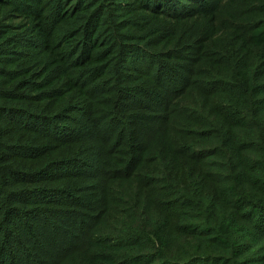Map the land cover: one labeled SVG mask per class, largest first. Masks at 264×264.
Masks as SVG:
<instances>
[{"label":"trees","instance_id":"1","mask_svg":"<svg viewBox=\"0 0 264 264\" xmlns=\"http://www.w3.org/2000/svg\"><path fill=\"white\" fill-rule=\"evenodd\" d=\"M243 1L196 72L164 24L222 0H0V264H264V0ZM95 105L109 172L65 151Z\"/></svg>","mask_w":264,"mask_h":264},{"label":"rangeland","instance_id":"2","mask_svg":"<svg viewBox=\"0 0 264 264\" xmlns=\"http://www.w3.org/2000/svg\"><path fill=\"white\" fill-rule=\"evenodd\" d=\"M220 10L215 17L194 19L185 22H176L172 24H164V32L171 35L172 42H188L190 45L195 44V49L190 50V62H184L182 68H189L190 71L197 72V58H199L202 49L209 47L218 39L228 35H236L242 28L244 30L249 23L252 13L241 14L248 7L244 6L243 0H222ZM172 31L171 33H168ZM157 99V98H156ZM102 109L95 105L93 110L84 117L85 128L83 135L79 137L74 145L65 148L68 151V158L88 159L95 167V161L103 163L104 167L101 170L109 172L111 168L118 164L116 160L123 158L124 148L120 146L116 137L111 136L110 131H107V119L103 118L102 114L97 112ZM155 109V108H154ZM131 115L142 117L146 115L143 110H132ZM83 186H92L91 183L81 184ZM86 216L90 215L84 212Z\"/></svg>","mask_w":264,"mask_h":264}]
</instances>
